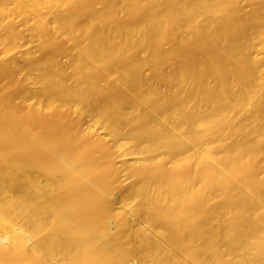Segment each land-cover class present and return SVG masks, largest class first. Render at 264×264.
Listing matches in <instances>:
<instances>
[{"label":"bare ground","instance_id":"1","mask_svg":"<svg viewBox=\"0 0 264 264\" xmlns=\"http://www.w3.org/2000/svg\"><path fill=\"white\" fill-rule=\"evenodd\" d=\"M1 30L0 264H264V0H0Z\"/></svg>","mask_w":264,"mask_h":264},{"label":"rangeland","instance_id":"2","mask_svg":"<svg viewBox=\"0 0 264 264\" xmlns=\"http://www.w3.org/2000/svg\"><path fill=\"white\" fill-rule=\"evenodd\" d=\"M12 17V16H11ZM14 17V16H13ZM12 17V18H13ZM9 19H6V20H10L11 18L8 17ZM15 18V17H14ZM16 19V18H15ZM5 20V22H7ZM20 20V19H18ZM24 22V21H23ZM23 22H20L17 21V30H18V33L20 34L19 37L16 39L17 41V45L21 44L22 46V43H24L23 45L25 46L28 45L29 47H31L32 50L36 51L37 54H40L38 52V48H37V39L31 34L30 30H29V26H27V22L23 24ZM29 25V24H28ZM3 33V30L0 31V34L2 35ZM21 39L22 43L19 42V40ZM20 46V45H19ZM27 46V47H28ZM1 49H2V46L0 45ZM0 49V50H1ZM2 51V50H1ZM88 118V117H87ZM86 117H83V118H80V119H77L75 121H70L69 122V127L72 129V130H75V129H90L89 127L92 128V122H91V119L88 118L87 119ZM91 124H90V122ZM89 124L91 126H89ZM94 130V131H93ZM92 131L93 133L96 132V129L95 128H92Z\"/></svg>","mask_w":264,"mask_h":264}]
</instances>
